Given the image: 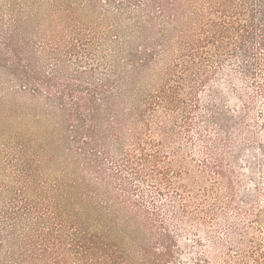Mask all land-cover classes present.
I'll use <instances>...</instances> for the list:
<instances>
[{
    "label": "rangeland",
    "instance_id": "obj_1",
    "mask_svg": "<svg viewBox=\"0 0 264 264\" xmlns=\"http://www.w3.org/2000/svg\"><path fill=\"white\" fill-rule=\"evenodd\" d=\"M226 1H186L185 24L195 36L209 21L236 28L230 39L218 38L217 48L208 47L210 58L198 60V74L178 67L183 59L176 33L182 29L175 32L167 23L176 7L148 10L149 0H0V41L14 52L15 70L33 77L27 87L11 71L0 72V262L6 252L16 251L33 255V264H76L69 257L70 239L97 230L95 218L85 216L82 207L93 200L116 210L118 219L127 214L117 211L140 207L157 227L170 215L186 219V226L168 222L185 264H264V47L257 37L252 51L261 69L246 74L253 59L235 49L245 17L213 10ZM152 19L160 34L152 40L157 55L164 39L175 45V54L155 66L156 75L145 76L138 89L160 88L162 69L169 66L176 69L169 84L179 88L190 109L199 78H209L197 90L199 114L187 120L185 111L159 109L153 118L147 137L156 147L148 146V152H159L160 171L140 162L139 154L128 164L133 145L111 152L108 126L115 114L102 97L124 88L119 78L130 41L141 37L140 28ZM12 33L16 37L9 40ZM142 44L137 41L138 49ZM86 98L92 99L88 105ZM104 138L109 146L99 143ZM216 142L227 146L219 150ZM215 158L226 170L224 178ZM95 162L99 169L90 170ZM163 173L171 188L161 181ZM235 230L233 241L229 234ZM9 236L15 246L3 243Z\"/></svg>",
    "mask_w": 264,
    "mask_h": 264
},
{
    "label": "trees",
    "instance_id": "obj_2",
    "mask_svg": "<svg viewBox=\"0 0 264 264\" xmlns=\"http://www.w3.org/2000/svg\"><path fill=\"white\" fill-rule=\"evenodd\" d=\"M186 1L179 0L178 2L177 0V6L171 4L173 2L170 0H149L147 8L150 10L154 6H160L164 12H168L169 10L172 11L171 7H176L175 14L172 15V21H167V23L173 29L175 28V32L179 28L182 29L176 33L179 38L177 43L180 56H178L183 59L178 67L184 66L185 69H189L193 73L196 71L199 74L200 71H197V63L198 60L204 61L205 58H210L207 53H210L211 50H208V47L217 48L218 38L224 37L230 39L236 28H229L222 22L209 21L207 25L200 27V35L195 36L193 33H190L192 32L191 27L185 24V21L189 18L187 9L185 8ZM212 2L214 3L215 0H212ZM214 6L213 10L216 13L220 11L223 15L230 16V12L240 11V16L245 17L243 18L245 22L240 24L239 28L237 27L240 34L235 49L240 50L246 58L253 59V62L249 61L246 63L245 73L254 76L256 71L261 69V64L253 56L252 43L257 37H260V45L264 47V0H244L240 5L235 3L229 4L226 1L224 5L219 4L218 6ZM193 14L196 20H198L200 15L194 12ZM175 17L176 19H174ZM153 22H155V19H152L149 26H142L139 30L141 37L137 36L138 38L130 41V50L126 52L127 67L121 78H119V83L124 88L119 85L117 94L112 98L108 97L106 93H103L102 97L104 101H107L110 110L115 114L113 122L108 126L109 130L113 132L111 152L114 154L120 153L124 149V146L133 145L134 147H132V150H129L130 152L127 153L128 158L125 160L128 164H131L132 158L139 154L140 162H144L148 166L152 165L160 171L158 161H161V156L159 152H154V154H149L148 152V146L156 147V142L147 137L153 128V118H155L159 109L171 112L185 111V114L188 115L185 117L187 120L190 116L199 114L202 100L200 99V92L197 90L199 86L205 85L209 78L203 77L204 74L199 78L198 86L192 92L191 100L193 103L190 109L186 106V99L181 96L179 88L172 87L169 84L171 79L169 77L173 76L172 74L176 70L169 66L162 69L164 77L161 79L160 88L152 92H148L147 89L139 90L138 85L144 82L145 76H155V66L161 61L164 62L169 57H173L175 54V45L171 43L170 39H164L162 43L163 51L160 55H157V46L152 45V40L156 39L160 34L154 30L155 27L152 28ZM169 25L168 27H170ZM168 31L166 30L162 34L165 35ZM15 33H12L9 40H14L16 37ZM137 41L143 43L139 49ZM10 49L8 42L0 41V72L2 70H9L15 81L24 86H30L33 82V77L29 74L20 75L15 70L17 64L12 60L14 52ZM205 53L206 56H203ZM160 58H163V60ZM124 90L125 92H123ZM126 90L128 91L126 92ZM85 102L88 105L92 102V99L86 98ZM156 124L159 126V130H164L165 126ZM128 128H130L131 132L133 131V134L126 130ZM229 129V126L225 124L223 130L229 133L230 136L232 131ZM107 140L104 138L99 140V143L103 145ZM207 141L209 142L210 140ZM89 143L86 142L85 144L88 146ZM106 144H104L105 147ZM107 145L109 146V144ZM215 145L220 147L219 150L227 146L226 142L221 144L216 142ZM215 159L214 167L218 169V173L224 178L226 170L220 164V158ZM91 165H89L90 170L99 169L97 162ZM125 166L127 167L126 164ZM136 173L137 177L140 176L138 172ZM163 175L164 178L161 181L163 180L165 185L171 188L168 177H166L165 173ZM92 203L93 200L87 201L82 207L85 210V216L95 218L98 228L96 231L76 233L71 237V252L69 253V257L75 258L76 264H185L181 258L182 250L178 234L170 229L168 222L174 223L176 220L179 222L178 224L186 226L189 225L186 219L170 215L166 217V221L162 220L160 227H157L154 218L150 217L146 210L140 207H135L132 210L123 209L117 211L119 214H127L126 218L118 219L115 217L116 210ZM182 212L187 214L185 208H183ZM198 231L206 235L204 228L199 227ZM236 232L238 230L229 234L230 240L234 241ZM6 242L15 246L16 239L13 236H9L7 240L3 241V243ZM215 246L219 247V244H215ZM69 257L68 259H70ZM34 261L33 255L11 251L3 255L0 264H33Z\"/></svg>",
    "mask_w": 264,
    "mask_h": 264
}]
</instances>
